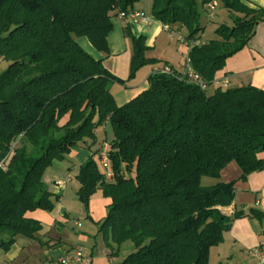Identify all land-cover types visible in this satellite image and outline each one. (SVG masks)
<instances>
[{
  "label": "trees",
  "instance_id": "trees-1",
  "mask_svg": "<svg viewBox=\"0 0 264 264\" xmlns=\"http://www.w3.org/2000/svg\"><path fill=\"white\" fill-rule=\"evenodd\" d=\"M138 1L0 0V57L9 63L0 74V250L9 251L18 236L34 239L42 231L28 215L55 209L45 172L76 147L96 146L95 131L107 122L115 135L108 154L114 177L100 172L98 148L80 167L78 199L88 207L101 190L111 200L100 232L109 247L131 241L136 248L121 264H209L211 248L224 243L236 220L264 222V213L252 208L223 212L235 202L236 182L202 183L218 179L232 162L243 182L261 171L263 90L203 91L171 67L172 75L152 74L147 90L119 106L111 86L124 82L75 41L87 37L107 52L114 18L133 13ZM222 3L232 27L221 25L215 40L188 54L192 69L209 84L264 22L263 8L245 0ZM153 14L165 26L186 28L187 42L200 41L204 27L196 0H154ZM133 39L135 74L156 60L145 56L144 36Z\"/></svg>",
  "mask_w": 264,
  "mask_h": 264
},
{
  "label": "crops",
  "instance_id": "crops-1",
  "mask_svg": "<svg viewBox=\"0 0 264 264\" xmlns=\"http://www.w3.org/2000/svg\"><path fill=\"white\" fill-rule=\"evenodd\" d=\"M245 1L252 8L264 9V0ZM202 7L203 10L208 14L212 22H214V17L212 16L213 14L211 15V11H213V9L216 10L217 7H219L217 2L214 1L213 3L204 6L202 5ZM222 14H225L226 16L224 15L223 17L226 18L228 16H232V14L228 10L222 11ZM235 16L242 17L239 14H235ZM159 25L160 24H157L156 22L153 23V21L151 20L150 25H146L145 23H139L138 25L133 26V30L136 31L137 34L139 33L141 34V36H144L149 40H153L152 43H155L157 40V36L154 35V31L159 32ZM222 25L232 27L233 23L232 25ZM162 27V29H164V25H162ZM202 27H204L205 31L206 27L203 24ZM118 29L120 30V28ZM178 30L182 31L183 29ZM203 34L204 32L201 34V37ZM180 35H182V33H180ZM199 42L201 44H205L204 41ZM189 46L191 45L189 44ZM188 54H190V51L188 52ZM188 54L181 55L182 59L178 66H176V64H174L175 66L171 64L174 62H164L160 63L159 65H154L150 70V76L152 75L153 70L155 68L161 67L163 65H168L172 67L175 71L177 70L178 72H181L185 64V57ZM93 57L94 59L102 60V58L96 56ZM223 68L224 69L219 71L215 76V80H217L218 82L224 81L225 78H228L229 84L227 86H232L235 88L253 86L264 91V22L258 24V26L256 27L255 34L249 41L246 48H244V50H242L234 57L228 59L225 67ZM224 87L226 86H223L221 89L224 90ZM148 88L149 86L143 91H140L141 89H137L136 91L132 92V97L125 101V103L136 99L137 96H139ZM126 95H128L127 92L120 91L117 93V95L115 94L113 96L116 102H118V97L123 99L127 97ZM88 141L91 142L90 140ZM104 145L107 144L105 143L103 145H100L98 148H103ZM92 148L89 149L88 145H80L76 147L75 150H73L72 153L69 155V157L72 156L71 158L73 161H68L66 159L60 164L61 167L52 166L45 172L44 182L48 187L49 191L54 195L53 200L56 204L55 209L51 213L43 211L29 213L28 217L30 216V218L39 221L43 225L42 231L36 234V237L34 239L20 241V244L16 243L8 252L0 251V264H28L30 262L31 264H42L43 260H41V257H39L42 251H44V253H42L41 256L44 255L46 257V261L44 262V264H60V260L62 258L71 253L75 248L80 247L71 246L70 248H67L66 245H64L65 237L55 231L58 230L57 224H62L60 218L62 216H67V208L63 207V203H65L66 201L67 189H57L55 188L54 184H56L57 182H64L63 180L66 179L69 174H71L73 171H76L78 167H81L90 157H92L95 151L94 147ZM259 157L261 159H264V153H260ZM66 162H68L67 164L69 165H66ZM241 176L242 170L237 165V163L235 164V162H232L222 171L220 177L218 179H215V181H217L216 184L236 182L235 192L237 193L235 202L232 206L222 209L223 212L231 216L236 211H245V213H248L247 211L252 208L264 213V170L258 171L250 175L246 182L240 180ZM70 181L72 182V180ZM99 191L101 192V190ZM96 202L101 203L104 208H107V206L111 203V200L107 198L98 199V201L92 199L90 204V208L92 211V219L95 217L93 209H95L94 204ZM96 219H99L98 221H101L102 219H104V217L102 216V218L100 217ZM263 232L264 223H261V221L251 218V216H245L242 219L236 220L231 230L225 233L224 243L222 245H225L228 242L231 244V248L238 251L239 261H237V264H243L245 263L247 258L252 257L255 258V260L257 261L255 264H258V259L252 253L253 250L257 248L264 252ZM113 246L114 245L110 247L112 251H109V249H105L101 254L102 256L100 257H93V254L88 257L85 250L82 247L80 248L83 249L84 254L87 255L92 264H115L117 257H114L116 253H114L115 248ZM218 254L219 257L222 255L221 253ZM103 256H107L108 258Z\"/></svg>",
  "mask_w": 264,
  "mask_h": 264
},
{
  "label": "rangeland",
  "instance_id": "rangeland-1",
  "mask_svg": "<svg viewBox=\"0 0 264 264\" xmlns=\"http://www.w3.org/2000/svg\"><path fill=\"white\" fill-rule=\"evenodd\" d=\"M197 4L200 8L201 12V24L206 27L204 34L200 35L199 40L204 43H208L210 40H215L216 30L222 24H229L232 25L233 23V16L223 17L225 14H222V11H227L222 3V0H212L211 3L214 1L217 2L219 7L216 10L213 9L211 11V15L214 17L213 21L209 18L208 14L203 10L202 7V0H196ZM153 6L154 0H139L137 4L134 6L135 11H140L145 14L146 19L151 22V20L160 24L158 27L159 32L154 31V35H156L157 40L155 43H152L153 40H149L146 38L145 46L147 47L145 51V56L151 60H156L155 65H159L160 63L164 62H174L171 63L172 65L176 64L178 66L181 62L182 56L188 54V52L194 47L193 44L191 46L187 45V43L180 42V33L185 37L188 34L186 28H179L178 25H167L171 31H166L162 29V25L159 21H157L153 14ZM207 11V10H206ZM226 16V15H225ZM131 19V17H129ZM151 24V23H150ZM132 26V27H131ZM120 28V30L118 29ZM130 28V33L127 29ZM178 29H183L182 31ZM174 31V32H173ZM179 33V34H178ZM133 36L140 37L141 34H137L136 31L133 30L132 21H124V20H117V17L114 18V29L108 37V51H98L87 37H75V41L78 43L83 50H85L90 55L102 58L103 64L105 68L110 72L113 76L120 79L124 83H114L111 86V92L113 95H117L120 91H125L128 93L125 98L118 97L117 105L122 106L121 104H126L130 97H132V92L136 91L137 89H141L143 91L145 88L149 86L148 78L151 73V68L154 65H146L133 74L132 70V59L134 58V39ZM9 63L4 61L0 57V74L4 72ZM164 66V65H163ZM175 66V65H174ZM162 67V66H161ZM224 91L235 89L232 86H226L223 88ZM113 125L110 122H107L104 126L98 128L96 133L97 138V146H94V150H96L100 145L107 144L108 146L112 147V141L115 139L114 129L112 128ZM22 145L21 141L19 140L17 143H14L13 147L18 148ZM75 150V149H74ZM72 157V156H71ZM71 157H66L69 161H73ZM96 162L99 166L100 172L103 176L107 179L108 171L105 166L102 164L100 157L95 156ZM63 161H56L53 166L61 167L60 164ZM68 162H66V165ZM80 167L77 168L76 171H73L69 176L64 179V182H57L54 184L55 188L65 190L67 189L66 201L63 203V207L67 208V216L61 217L60 221L62 224H57L58 233H60L63 237H65V244L67 248L71 246H80L82 247L88 257L93 254V257H100L102 256V252L105 249H110L108 244L105 241L103 233L100 232L101 222L107 216V208H104L101 203L96 202L94 204V214L95 217L91 218V200L103 199L102 191H98L92 198L90 199V204L88 207H84V205L78 199L79 193V182L77 180V176L79 175ZM78 173V174H77ZM72 180L71 183L67 181ZM217 181L211 178H203L202 183L204 186H213L216 184ZM61 183H64L62 185ZM241 199V198H240ZM251 210V209H250ZM248 210L247 212H249ZM245 212V211H244ZM247 214V213H246ZM101 221L96 218H102ZM264 223V222H261ZM43 226V225H42ZM264 234V232H263ZM29 240L24 236H18L17 241L15 242L20 244V241ZM14 244V245H15ZM223 244V243H222ZM219 245L217 247L211 248L209 264H237L239 261V253L237 250L231 248L230 243H226L225 245ZM13 245V246H14ZM12 246V247H13ZM11 247V248H12ZM115 248L117 257L115 264H121L124 259L129 256L130 254L136 252V248L131 241L123 243L120 248L117 246H113ZM1 252H8L0 250ZM29 252V251H28ZM40 252V251H39ZM44 253V251H42ZM41 257L42 264L46 261V257L42 255ZM222 255L219 257V254ZM3 254V253H1ZM108 258L107 256H103ZM249 257V256H248ZM231 258V259H230ZM257 261L255 258H247L245 263L243 264H255ZM28 264H31L28 263Z\"/></svg>",
  "mask_w": 264,
  "mask_h": 264
},
{
  "label": "built area",
  "instance_id": "built-area-1",
  "mask_svg": "<svg viewBox=\"0 0 264 264\" xmlns=\"http://www.w3.org/2000/svg\"><path fill=\"white\" fill-rule=\"evenodd\" d=\"M131 17V19L129 18ZM117 20H124V21H132L133 26L138 25L139 23H145L146 25H150V21L146 19V16L144 13L140 11H133V13H121L119 16H117ZM164 29L166 31H171V29L168 26L164 25ZM180 42L182 43H187V45H192L193 46H200L202 45L200 42H194L190 43L185 40V38L180 35ZM183 76L187 78V81L189 83L195 84L199 86L203 91L208 90L211 87L221 89L223 86H227L229 84V79L225 78L224 81L218 82L217 80L214 79V81L209 84L208 82L204 81V79L197 74L194 69H192L191 66V61L189 56L187 55L185 57V64L182 70ZM152 74H166V75H172L173 74V69L168 66L164 65L162 67H157L153 70ZM109 151L110 147L108 145H104L103 148L100 151V154L98 155L100 157V160L102 164L105 166V168L108 171V180H112L114 177V172L112 168V162L111 159L109 158ZM67 182L70 183L68 180ZM64 185V183H61ZM257 259H258V264H264V252L260 249H254L252 253ZM70 263H75V264H92L90 259L87 257V255L84 254V251L82 248L77 247L75 248L71 253L66 255L64 258L60 260V264H70Z\"/></svg>",
  "mask_w": 264,
  "mask_h": 264
},
{
  "label": "water",
  "instance_id": "water-1",
  "mask_svg": "<svg viewBox=\"0 0 264 264\" xmlns=\"http://www.w3.org/2000/svg\"><path fill=\"white\" fill-rule=\"evenodd\" d=\"M261 170H264V166L262 167V169Z\"/></svg>",
  "mask_w": 264,
  "mask_h": 264
}]
</instances>
